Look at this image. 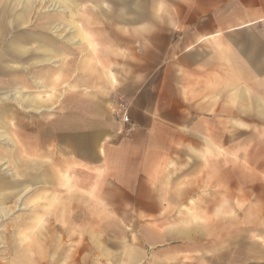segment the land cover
<instances>
[{"label": "crops", "instance_id": "crops-1", "mask_svg": "<svg viewBox=\"0 0 264 264\" xmlns=\"http://www.w3.org/2000/svg\"><path fill=\"white\" fill-rule=\"evenodd\" d=\"M142 2L147 6L141 8L137 0L136 10L148 14L142 18L138 14L135 26L150 29L144 42L150 45L152 71H139L117 89L125 97L123 112L129 114L126 125L132 129L119 132L124 125L110 109L114 95L110 101L91 97L88 140L72 141V151L78 150L80 160L89 166L93 180L89 187L97 202L113 205V210L126 214L123 218L153 221L152 226L129 229L132 233L126 235H136L137 243H129L125 258L110 263L264 264V211L251 213L263 221L262 228L241 233L234 223L240 218L241 171L248 176L264 171V0ZM70 7L80 14L77 0ZM37 10L35 0L0 2V42L5 37L7 44L0 48V74L6 79L0 80V93L14 92L10 102L15 107L42 112L40 93H30L29 87L50 89L51 101H59L62 95L57 90L63 82L62 63H54L53 70L43 65L61 60L62 39L77 42L79 36L88 39L92 34L80 21L69 20L76 30L50 16L34 25L44 30L12 35L15 27L33 23ZM49 31L58 39L45 33ZM35 63L40 67L31 71ZM67 73L74 77L73 71ZM12 121L0 116V123ZM6 127L7 134L14 131ZM7 155L6 167L14 171L15 154ZM242 155L250 158L249 163L241 164ZM54 158L46 162L39 155L41 187L54 182L57 189L64 186L61 181L68 184L73 177L74 158L66 160L67 170L60 167V158ZM25 167L24 179L17 180L13 171L0 172V209L6 210L0 221L14 211L17 190L23 188L25 195L32 189V168ZM47 199L41 204H48ZM22 202L27 203L26 196ZM55 204L59 207L51 215L62 217L68 205L59 195ZM193 216L202 221H191ZM225 219L231 226H225ZM26 220L23 230L30 224ZM14 221L13 230L8 229L14 250L6 264H42V257L32 256L27 245L17 252ZM2 235L0 230L1 239ZM246 244V255L240 258ZM55 251L62 255L52 256L51 263L63 257V250Z\"/></svg>", "mask_w": 264, "mask_h": 264}, {"label": "rangeland", "instance_id": "rangeland-1", "mask_svg": "<svg viewBox=\"0 0 264 264\" xmlns=\"http://www.w3.org/2000/svg\"><path fill=\"white\" fill-rule=\"evenodd\" d=\"M35 1L38 10L32 18L33 23L31 22L28 27H15L12 29V35H20L30 29H41L34 26L37 20L51 16L58 17L62 24L68 25L70 29L75 27L74 22L69 21L70 19L80 21L81 23L78 22L80 26L83 24L92 37L85 39L79 36L77 42L62 39L64 53L61 55V60L43 65L53 70L54 63H62L63 68L60 71L63 82L57 90L62 95L59 101L56 99L51 101L50 89L40 90L34 84L29 87L30 93H40L44 102L42 112L15 107L14 105L17 104L10 102L14 100L12 98L14 92L0 93V116H8L10 120H13L8 124L0 123V172L6 174L8 171H13L12 168L6 167L7 153L12 152V155L15 154L13 172L16 179H24L26 175L23 167L26 164L25 168H32L30 178L33 181L31 191L25 195L23 188L17 190L14 211L0 221V230L4 234L2 239L0 238V264H6L7 257L13 255V246H9L8 229L13 230L11 226L14 220L16 229L12 239L17 252H23L24 245H27L32 256L42 257V264H111L112 260L125 258L129 243L134 245L137 243L138 237L126 235L127 231L132 233L131 229L152 226L153 221L135 219L132 213L133 218H123L122 216L126 214L113 210V205L97 202L99 199L94 196L93 189L89 187L93 184L89 176V166L85 163L86 161L80 160L78 150L72 151V141L73 137L76 144L81 137L85 138L86 142L88 140V124L90 123L87 118L88 100L91 97H101L110 101L114 95L110 109L114 117L119 119L125 114L123 112L125 97L121 96L117 89H121L139 71L145 73L152 71L153 57L150 45L144 42L150 29L135 26L137 15L139 14L142 18L147 12H137V0H77L80 14L73 13L70 7L72 0ZM139 1L141 8L147 6V3ZM87 19H90L91 23ZM74 29L78 30L76 27ZM79 29L81 30V27ZM45 33L58 39L50 31ZM65 34L70 35L68 31ZM3 38L0 42L2 49L7 45L3 43L6 38ZM9 63L13 65V62ZM39 67L35 63L31 64L30 68L34 71ZM0 71H2L1 68ZM67 71H73L74 77L68 78ZM4 79L5 77L0 74V80L4 81ZM20 97L18 94L17 99ZM51 105L55 107L51 109ZM6 125L11 127V131L14 129V133H9L13 139L8 137ZM42 138L43 143L40 144ZM39 155L46 159V162L53 161L54 156L60 158V167L65 170L68 168L66 160L74 158L73 177L70 182L65 184L66 182L61 181L60 185L64 186L57 189L54 182H51L53 184L48 187L45 185L41 187L37 165L40 161ZM240 158L241 164H247L250 161V158L245 155ZM257 160L263 162V157ZM255 174L256 180H253ZM255 174L248 176V172L240 173V218L234 223L238 222L236 224L243 230L241 233H247L246 229L250 227H263V221L251 215L256 211H264V171ZM57 195L62 198L64 206L68 205L65 206L68 207L67 210L60 205L63 214L59 218L51 215H54L59 207L55 204ZM24 196H26V204L22 202ZM45 197H48V204H41L42 201H46ZM70 204L71 207H69ZM124 206L125 209L132 210L127 208L131 205ZM224 207L228 210L226 204ZM46 210L48 212L45 215ZM2 215H6V210L3 208L0 209V216ZM24 218H28L25 221L26 225L30 222L26 230H23ZM191 221L201 222L202 220L198 216H193ZM231 223V220H224L225 226H231ZM247 245L241 247L240 258L246 255ZM57 248L63 250V257L58 262L51 263L52 256L62 255L61 252L55 251Z\"/></svg>", "mask_w": 264, "mask_h": 264}, {"label": "built area", "instance_id": "built-area-1", "mask_svg": "<svg viewBox=\"0 0 264 264\" xmlns=\"http://www.w3.org/2000/svg\"><path fill=\"white\" fill-rule=\"evenodd\" d=\"M119 121L122 122V124L124 125L123 128L119 131L120 133L128 132L132 129L131 125H126L130 123L129 116L126 113L119 118Z\"/></svg>", "mask_w": 264, "mask_h": 264}, {"label": "bare ground", "instance_id": "bare-ground-1", "mask_svg": "<svg viewBox=\"0 0 264 264\" xmlns=\"http://www.w3.org/2000/svg\"><path fill=\"white\" fill-rule=\"evenodd\" d=\"M48 7H50V5Z\"/></svg>", "mask_w": 264, "mask_h": 264}]
</instances>
